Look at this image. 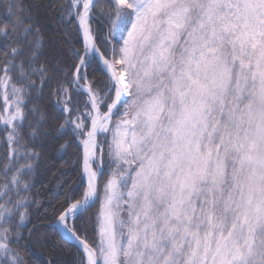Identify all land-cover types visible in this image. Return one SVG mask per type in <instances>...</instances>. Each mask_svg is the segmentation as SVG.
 <instances>
[{
  "label": "snow or ice",
  "instance_id": "6c2138e0",
  "mask_svg": "<svg viewBox=\"0 0 264 264\" xmlns=\"http://www.w3.org/2000/svg\"><path fill=\"white\" fill-rule=\"evenodd\" d=\"M0 124V264H62L70 147L72 264H264V0H3Z\"/></svg>",
  "mask_w": 264,
  "mask_h": 264
},
{
  "label": "trees",
  "instance_id": "16d2710c",
  "mask_svg": "<svg viewBox=\"0 0 264 264\" xmlns=\"http://www.w3.org/2000/svg\"><path fill=\"white\" fill-rule=\"evenodd\" d=\"M0 3H3V0H0ZM67 32L70 34L60 35L57 33L55 39L73 41L75 33L71 28L67 29ZM2 127L3 125L0 124V128ZM78 155L75 147H70L59 155L52 153L46 158L36 178L35 191L39 192L40 205L34 209L37 215L34 217L33 223L38 232L47 233L50 246L55 244V256L62 261V264H72L75 250L71 243L56 244L55 235L50 227L52 208L63 200L69 189H79L82 161L77 159ZM64 184H67V187H63ZM26 255L31 264H47L51 258L48 251H41L36 248L31 249Z\"/></svg>",
  "mask_w": 264,
  "mask_h": 264
}]
</instances>
